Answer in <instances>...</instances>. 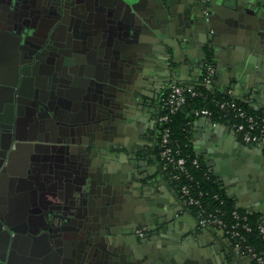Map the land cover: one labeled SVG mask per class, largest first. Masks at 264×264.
<instances>
[{
    "label": "flooded vegetation",
    "instance_id": "1",
    "mask_svg": "<svg viewBox=\"0 0 264 264\" xmlns=\"http://www.w3.org/2000/svg\"><path fill=\"white\" fill-rule=\"evenodd\" d=\"M114 5L101 0H0V62L4 56L12 58L10 65L0 63V264L82 263L81 248L89 238L87 213L74 208L72 190L76 181L83 182V176L75 174L77 166L69 151L79 142L94 141L108 153L114 152L111 147L125 142L126 116L133 113L116 108L111 98L102 112L109 128L94 127L91 135L89 128L83 130L84 124L72 132L67 116L70 110L84 120L98 115L92 113L98 104L92 112L83 106L87 93L79 57L91 62L85 71L128 85L117 74L124 67L122 60L111 55L120 40L114 34ZM204 11L207 14L209 9ZM163 30L155 22L149 39L160 42ZM172 77L158 95L159 112ZM95 83L90 86L94 93L99 88ZM146 85L142 89L147 92ZM72 88L81 89L71 92ZM143 99L129 94L118 107L139 104L142 109ZM158 118L159 113L155 128L159 155L162 124ZM117 121L123 124L121 135L115 129ZM26 140L32 142L30 149L22 144ZM130 175L125 176L127 187L133 179ZM60 193H67V200L58 197ZM140 229L143 234L139 235L145 237L147 230ZM8 242L14 246L8 247Z\"/></svg>",
    "mask_w": 264,
    "mask_h": 264
},
{
    "label": "water",
    "instance_id": "2",
    "mask_svg": "<svg viewBox=\"0 0 264 264\" xmlns=\"http://www.w3.org/2000/svg\"><path fill=\"white\" fill-rule=\"evenodd\" d=\"M120 1H122L121 5L117 6V2L114 3L115 5L111 9V16L114 22L113 27L117 30L114 34L120 40H124V42L119 43V40L114 45L116 49L111 52V55L114 57L118 56L122 60L121 64L124 67H119L117 74L128 85H121L120 82H118L119 84L115 83L109 78L103 79L102 76H96L87 70L83 77V86L87 93L86 102L83 106L86 112H92L96 110V105L98 104V109L92 112L98 115L84 120L79 119V114L77 115L76 112L68 111L67 118L72 124V132L77 131L80 128V124H84L85 127L82 126L83 130L89 128V135L93 132L94 127L100 130L109 128L102 112L107 106H110L108 101L111 98L114 99L116 108L133 113H126L127 122L132 118L139 119L138 115L142 114L139 111L141 107L138 106L139 104L129 109L118 107L122 106L129 94L134 98L141 99L142 97L144 98L143 102H147L149 105L152 104L151 98L142 88L152 72L151 60L154 58L155 50L150 45L151 39L149 37L151 35V27L154 28L155 22H158L166 29L172 30L175 16H177V21L178 18L181 20L182 16H192V21H189L186 26L177 22L181 32H184L185 28L187 31L192 32L193 24L196 25L200 32L204 31V27L206 31H209L215 29L212 24V15H214L212 10L217 11L219 8L223 23H221L222 27L218 30L221 34H224L226 38L225 47L228 50L234 49L239 52L241 48L245 47L255 50L259 49L260 46H264V0H194L190 11H187L185 6L180 9L179 2L175 3L172 0ZM144 2H147L148 5L139 8V5ZM205 8L209 9L207 14L204 11ZM169 29L166 32H169ZM208 38L212 37L209 36ZM125 39H129V43ZM209 41H207L208 45H210ZM257 41L263 44L257 45ZM106 61L110 62L109 60ZM95 82L98 83L99 88L98 90L94 89L96 91L94 93L93 88L90 86L92 84L96 85ZM112 83L116 85L113 86ZM213 84L214 80L211 86ZM68 96L70 97L69 100H71L72 96ZM244 101L254 105L253 100L245 98ZM136 107H138L137 110L134 109ZM209 118L213 119L212 117ZM91 124L95 125L91 126ZM122 127V122L117 121L115 129L120 135L123 131ZM22 144L29 149L32 146L30 140H26ZM98 144L94 141H83L79 142L76 148H71L69 151L74 165L77 166L75 174L83 176V182L78 183L76 181L72 190L74 208L76 210H86L85 230L87 236H89L81 248L82 263L76 264H212L205 263L202 259L196 258L194 254H190L188 257L175 255L174 250L177 245H172L173 239L170 236L168 237L169 240L165 241V236L169 234L162 233L163 229L167 228L169 230L171 227L169 226V217L166 216L167 213L163 216L162 221L152 219V225L149 227L148 224L150 216L163 210L161 209L162 205L160 206L158 202L157 204L156 202L152 203L147 195L143 193L144 186L146 184L147 186L150 185L148 183L150 179L147 178L146 174L141 176L135 174L127 187L125 176H119L115 170H112L108 157H103L105 154L104 148L102 152L100 151L103 156L98 160V148L101 147ZM243 144L249 143L245 141ZM13 152L14 150H11V154ZM131 157L142 158L137 153L131 154ZM81 162L84 163V166L80 168ZM120 165L124 166V163ZM164 181L173 190L167 177ZM53 195L56 196L57 194ZM174 195H177V192H174ZM58 197L67 200V193L63 195L60 193ZM138 226L143 227L145 230L157 227L155 232L161 233L160 240L159 237L152 235H146V238L137 236L136 230L139 228ZM16 234L12 236L13 242L15 236L17 237ZM175 241L177 240L175 239ZM9 244L11 243L8 242V247H10ZM176 244L179 246L181 242ZM11 246H14V243ZM125 256L129 259H126L127 262L124 261ZM241 258L240 251L235 247H230L226 257L220 264H234L236 261L242 260ZM251 258L253 260L252 256Z\"/></svg>",
    "mask_w": 264,
    "mask_h": 264
},
{
    "label": "crops",
    "instance_id": "3",
    "mask_svg": "<svg viewBox=\"0 0 264 264\" xmlns=\"http://www.w3.org/2000/svg\"><path fill=\"white\" fill-rule=\"evenodd\" d=\"M101 1L122 4L120 0ZM172 1L175 3L178 1L180 9L185 6L187 11H190L194 3V0ZM147 5V2H144L139 8ZM212 14H214L212 24L215 29L206 31L204 27V31L200 32L193 24L192 32L187 31L186 28L181 32L177 22L186 26L192 21V16H182L181 20L178 18L174 23L172 30L168 28L169 32H166L168 29L163 26L160 42L151 40L150 45L155 51L151 60L152 72L146 80V88H148L146 93L151 98L152 104L144 102L142 109L139 110L142 114L135 113L139 119L132 118L128 122L125 142L123 144L118 142L120 146L111 147L116 149L114 152L108 153L107 149H104L103 156L101 152L104 147L98 144L101 147H97V158L100 160L102 156L108 157L112 170H115L119 176L147 175L150 185L144 186L143 193L152 203L158 202L160 206L162 205L161 209H163L162 212L160 210L159 213L150 216L149 227L152 225V219L162 221L167 213L171 227L169 230L163 229L162 233L169 234L165 236V241L169 240L170 236L173 239L172 245H177L174 250L175 255L188 257L194 254L205 263L220 264L229 248L234 247L232 241L222 229L198 224L196 211L187 204L181 190L172 182L158 157L155 135L157 114L161 108L158 95L170 75L187 84L199 85L202 83L205 63L208 61L216 66L213 84L215 89L223 92L232 91L243 102L245 98L253 100L254 105L247 104L253 110L264 111V46L255 50L245 47L239 52L234 49L228 50L225 47L226 38L218 30L223 23L220 9L212 10ZM209 36L212 38H208ZM259 44L263 43L257 41V45ZM79 58L82 59L85 73L88 69L87 63L91 62L85 56ZM11 59L9 56H4L0 63L10 65ZM78 89L81 88L70 90L73 92ZM134 109L137 110L138 107ZM187 136L193 152L204 160L220 187L245 211L256 212L264 220V144L251 142L243 144L245 141L231 124L227 121L211 120L207 116L194 115L189 119ZM119 147L128 148V151L122 152ZM133 152H137L142 158L131 157L130 154ZM121 163H124V166L120 165ZM166 177L173 190L164 181ZM174 192H177V195H174ZM156 228H148L147 236H157L160 240L161 233L155 232ZM137 236L142 237L139 233ZM177 242L181 244L178 246ZM240 256L242 260L234 264H255L250 255L240 252Z\"/></svg>",
    "mask_w": 264,
    "mask_h": 264
},
{
    "label": "built area",
    "instance_id": "4",
    "mask_svg": "<svg viewBox=\"0 0 264 264\" xmlns=\"http://www.w3.org/2000/svg\"><path fill=\"white\" fill-rule=\"evenodd\" d=\"M215 73V64L209 62L205 67L202 82L211 86ZM189 93L199 95L200 91L195 89L194 85L187 84L173 76L162 96L163 111L158 118L162 124L159 158L170 178L179 180L181 175L188 178V181L181 183L180 190L187 204L196 208L198 224L203 227L215 226L222 229L235 248L241 253L250 254L257 264H264V254L248 241L247 233L253 230L248 215L250 211L242 213L238 208H234L229 220L226 218V210L223 206L209 208L203 199L206 191L193 182L195 176L192 169L201 165L199 156L181 154L179 144L172 138L169 122L187 102ZM227 94L230 96L221 100L220 105L229 115L228 123L234 127L244 141L264 144V111L249 109L238 100L239 98L232 91ZM194 113L197 116L212 117L213 111L208 107H201L196 108ZM214 197L222 201L219 194L215 193ZM257 229L264 240V220L258 222ZM138 232L143 234L141 229Z\"/></svg>",
    "mask_w": 264,
    "mask_h": 264
},
{
    "label": "trees",
    "instance_id": "5",
    "mask_svg": "<svg viewBox=\"0 0 264 264\" xmlns=\"http://www.w3.org/2000/svg\"><path fill=\"white\" fill-rule=\"evenodd\" d=\"M194 88L199 90L200 94L192 95L189 93L187 102L172 116V119L169 122L172 138L179 144L181 154H190L191 156H194L195 153L193 152L189 143L187 127L189 119L195 115L194 110L196 108L208 107L213 111V119L227 121L229 115H227L225 109L221 107L220 101L230 96L227 94V92L217 90L212 86L204 84L203 82L199 85H194ZM238 100L246 107L253 110L247 103L241 101L240 99ZM159 151L160 150L158 148V153ZM199 158L201 160V165L192 169V172L195 176V181L193 182L196 184V186H200L206 191L203 199L208 207L214 208L219 205L223 206L226 210V218L229 220L232 217V210L234 208H238L242 213L246 212L235 202L233 197L229 196L225 190L220 187V185L215 180L214 175L204 163V160L201 157ZM171 180L180 188L181 183L183 181H188V178L184 175H181L179 180L172 177ZM215 193L219 194V196L222 198V201L214 197ZM192 208L196 211L195 207L192 206ZM248 215L249 221L253 225V230L247 233L248 241L249 243L253 244L259 252L264 254V240L258 233L257 229V224L262 220V218L256 212H248ZM254 263L257 264L256 261H254Z\"/></svg>",
    "mask_w": 264,
    "mask_h": 264
},
{
    "label": "rangeland",
    "instance_id": "6",
    "mask_svg": "<svg viewBox=\"0 0 264 264\" xmlns=\"http://www.w3.org/2000/svg\"><path fill=\"white\" fill-rule=\"evenodd\" d=\"M138 233V232H137Z\"/></svg>",
    "mask_w": 264,
    "mask_h": 264
}]
</instances>
